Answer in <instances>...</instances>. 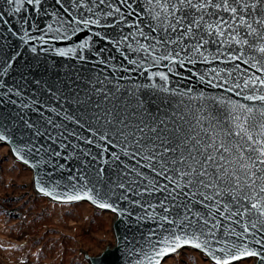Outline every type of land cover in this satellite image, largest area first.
Returning a JSON list of instances; mask_svg holds the SVG:
<instances>
[{"label": "snow or ice", "instance_id": "1", "mask_svg": "<svg viewBox=\"0 0 264 264\" xmlns=\"http://www.w3.org/2000/svg\"><path fill=\"white\" fill-rule=\"evenodd\" d=\"M24 2L5 0V5L9 13L19 14ZM44 2L47 7L42 0H26L35 6L37 17L42 11L51 22L45 21L46 31L41 32L33 20L31 29L41 34L29 36L24 31L21 39L25 43L29 39L68 41L67 47L55 51L82 61L87 51L99 63H111L113 71L167 69L149 71L148 83L135 89L121 88V81L131 77H115L114 89L105 90L106 102L114 92L138 93L144 88L180 99L175 103L162 101L155 113L148 111L142 99L136 100L137 106L131 111L127 105L120 110L93 104L84 124L76 120L81 127L88 125L92 136H82L47 119L43 125L46 132L49 126L64 131L49 135L52 144H39L37 128L35 142L32 138L23 141L30 159L14 149L16 155L36 167L42 162L52 164L53 173L57 169L62 173L73 159L80 161V167L70 170L67 177L61 174L59 179L47 173L42 182L38 176V190L61 202L86 198L101 208L127 212L129 216L133 210L119 202L138 206L142 214L136 213L137 222L151 220L157 230H150L144 239L136 264H160L166 253L183 245L202 249L214 264H231L251 256H259L264 262V0ZM3 15L0 12V17ZM22 23L27 26L29 21L23 18ZM83 29L90 34L80 39L78 34ZM94 37L107 41L111 48L96 50ZM113 49L123 60L111 55ZM212 59L221 60L224 66L204 72L195 67ZM232 61L248 67L241 68ZM189 65L198 80L209 86L215 84L239 99L208 96L203 90L187 87L181 92L179 85L170 87L169 73ZM153 77H159V81ZM65 119L73 117L66 114ZM89 121H103L112 135L107 129L101 132L92 128ZM24 124L29 130L36 128L35 123ZM0 127V139H8L4 134L8 126ZM65 132L82 139L84 146L69 141ZM116 138L120 152L113 151L105 159L107 143H116ZM57 143L60 151L54 146ZM93 144L100 151L93 153L87 147ZM121 154L136 163H125ZM36 156L41 159L35 160ZM60 158L65 163H59ZM250 200L258 202L249 205Z\"/></svg>", "mask_w": 264, "mask_h": 264}, {"label": "water", "instance_id": "2", "mask_svg": "<svg viewBox=\"0 0 264 264\" xmlns=\"http://www.w3.org/2000/svg\"><path fill=\"white\" fill-rule=\"evenodd\" d=\"M50 2V0H49ZM44 7H47V3L42 0ZM59 7V5H57ZM0 12L4 13L0 17V125H7L8 132L4 133L8 139H0V142L7 146L11 156L20 164L25 165L31 171L32 188L38 195L55 203H77L84 202L92 207L109 212L114 215L111 230L114 237V243L112 246H106L98 255L91 256L84 252L83 257L87 260L88 264H136V261L141 259V249L144 246V239L147 238L149 231H156L157 225L151 220H144L137 222L136 213H140L138 206L134 207L130 205L128 201H121L119 204L128 207L133 210V215L129 216L127 212L121 214L119 211H112L111 209L101 208L92 201L83 198L79 201L61 202L41 193L36 187V180L39 176L43 181L47 179V173H53L54 165L49 163H41L39 167L34 166V162H25L21 160L14 149L20 151L26 159H30L28 152L23 148V141L32 138L35 142L36 129L40 131L39 144H52L49 139V135H54L57 130L64 131L63 129H54L52 127H45V121L47 119L53 120L54 124H64L65 128L69 131H79L82 136H92L93 132L88 130V125L81 127L76 123V120H80L81 124H84V120L88 119L89 113L93 110V104H99L101 109L108 108L110 106H116L120 110H123L127 105L128 110L131 111L135 108L136 100L142 99L147 106L149 112L155 113L157 107L162 101H171L175 103L180 99L179 96L170 97L163 93L155 92L152 89L144 88L140 92L128 93L122 91L120 93L113 94L112 97L106 102L104 99L105 90L111 91L114 89L115 77L128 76L130 80L121 81V88H133L140 84L148 83L149 71H167L166 68H151L144 72L132 71L124 72L123 69L113 71L110 64L99 63L96 56L92 53L85 51L83 53L85 59L82 61L74 56H63L55 51L57 47H67L68 41H50L49 43H43L38 39H29L25 43L21 37L23 32L27 31L29 36H39L41 32L46 31L45 21L51 22L49 16L41 11L37 17L35 6H30L26 3V0L21 8L19 14L9 13L5 0H0ZM23 18H27L29 24L26 26L22 23ZM35 20L41 32H37L31 29L30 24ZM7 21V23H4ZM55 27V25H53ZM23 29V31H21ZM98 30V29H95ZM87 29H83L79 33V38L84 39L89 35ZM97 41L95 44L96 50L102 47L111 48V45L107 41L94 37ZM75 42V38L73 41ZM264 43V41H262ZM35 47L36 51L33 52L32 48ZM105 56L109 55V52L104 53ZM111 55L116 57L117 61L123 60V57L114 49L111 51ZM143 55V53H141ZM127 65V60L124 61ZM163 63L167 64V61ZM239 63L241 68H247L248 65H244L241 61H232V64ZM132 67L131 65H128ZM220 66L223 67L221 60L212 59L205 64H197L195 67L201 72L207 71L209 68ZM192 66L177 67L176 72L169 73L170 87H176L179 85L180 91L184 89L193 88L194 90H203L208 96H225L228 95L233 99H239L234 93H228L225 89L218 88L215 84L209 86L205 82H201L196 78L194 73L189 69ZM253 70L249 68V74ZM223 75V73H221ZM212 74H209L208 78H211ZM96 79L100 80V83H96ZM153 79L159 81V77H153ZM95 88L97 91H93ZM90 97V100H89ZM83 101V105L77 104L76 101ZM167 107V104L164 105ZM194 108L195 105H192ZM55 109V112L52 109ZM66 114L73 119H65ZM83 116V119L81 117ZM6 118V119H5ZM23 118V119H21ZM24 121L29 123H35L36 128L29 130L25 127ZM13 122H16L13 124ZM92 128L99 131L108 130L109 136L112 135L111 129L101 121L99 124L96 121H89ZM3 128L0 127V132ZM69 141L79 143L84 146L85 142L82 139L77 140L68 134L64 133ZM116 143H107V150L104 152V158L108 159L111 156V152H120L119 138H116ZM38 146V145H37ZM58 151H60L58 143L54 145ZM93 153L100 151L96 146H87ZM70 150V149H69ZM66 154V153H65ZM50 156V153L47 154ZM39 156L35 157V160H40ZM56 159V158H53ZM81 159H83L81 157ZM91 158H89L90 160ZM121 160L125 163L135 164L134 160L130 157H125L121 154ZM59 163H65L60 158ZM67 168L62 173L57 169L53 173L57 179L62 174L64 177L69 176L70 170L80 167L79 160H69L67 162ZM119 166V165H118ZM45 186H48L45 184ZM259 195V193H257ZM111 202V201H109ZM256 200H250L249 205L256 203ZM142 214V213H140ZM182 249H192L204 256L206 260L214 264L210 257L203 252L202 249L196 248L193 245H183L174 252L166 253L160 259V264L172 254ZM246 259H254V264H264L259 256L244 257L239 260L232 261L231 264L237 263Z\"/></svg>", "mask_w": 264, "mask_h": 264}, {"label": "rangeland", "instance_id": "3", "mask_svg": "<svg viewBox=\"0 0 264 264\" xmlns=\"http://www.w3.org/2000/svg\"><path fill=\"white\" fill-rule=\"evenodd\" d=\"M114 215L84 202L55 203L32 188L31 171L0 142V253L15 264H88L112 246ZM161 264H212L182 249ZM234 264H254L246 259Z\"/></svg>", "mask_w": 264, "mask_h": 264}, {"label": "crops", "instance_id": "4", "mask_svg": "<svg viewBox=\"0 0 264 264\" xmlns=\"http://www.w3.org/2000/svg\"><path fill=\"white\" fill-rule=\"evenodd\" d=\"M0 264H15V263L9 262V260H7L6 258H4L2 256V254L0 253Z\"/></svg>", "mask_w": 264, "mask_h": 264}]
</instances>
